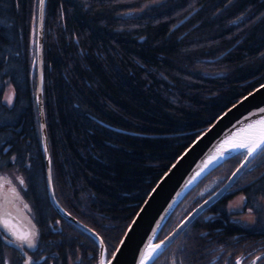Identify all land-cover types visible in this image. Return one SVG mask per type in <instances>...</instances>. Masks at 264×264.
Instances as JSON below:
<instances>
[{"label":"trees","instance_id":"obj_1","mask_svg":"<svg viewBox=\"0 0 264 264\" xmlns=\"http://www.w3.org/2000/svg\"><path fill=\"white\" fill-rule=\"evenodd\" d=\"M36 12L37 0H0V184H18L34 226L53 227L55 243L63 239L73 248L81 240L95 253L92 237L47 197L35 104ZM262 80L264 0H46L42 106L55 199L94 229L110 253L174 157ZM243 153L208 172L156 239L216 188ZM237 193L264 229V214L253 205L260 197L264 203V147L150 264H169L171 257L206 264L209 251L220 250L209 242L212 233L231 244L241 227L227 219L224 203ZM253 228H245L246 239L256 238Z\"/></svg>","mask_w":264,"mask_h":264},{"label":"water","instance_id":"obj_2","mask_svg":"<svg viewBox=\"0 0 264 264\" xmlns=\"http://www.w3.org/2000/svg\"><path fill=\"white\" fill-rule=\"evenodd\" d=\"M45 1L37 0L35 104L48 200L60 216L94 239L98 247L97 264H150L198 213L223 194L247 163L264 147V80L221 110L174 157L149 188L110 256L105 259L100 235L64 209L53 194L42 106ZM238 152H244L243 156L224 181L195 204L166 234L156 239L163 224L185 195L208 172ZM0 221L13 235L25 236L28 232L26 225L6 208L0 211Z\"/></svg>","mask_w":264,"mask_h":264},{"label":"flooded vegetation","instance_id":"obj_3","mask_svg":"<svg viewBox=\"0 0 264 264\" xmlns=\"http://www.w3.org/2000/svg\"><path fill=\"white\" fill-rule=\"evenodd\" d=\"M209 187L210 185L207 184L206 188L208 189ZM0 194H2L1 190ZM242 199L244 200L243 197ZM3 200L4 199L0 196V201L3 202ZM10 200H12V198ZM18 200L21 201L20 198H18ZM10 203L13 208L11 213L15 218L26 225L28 232L25 236L13 235L5 229L4 224L0 221V264H97V246L95 253H93L92 251L84 250L85 244L80 243L81 240H79L78 246H74L73 248L68 247L63 239L62 245L55 243L53 235L56 230H54L53 227L46 230L36 228L34 226V221L30 217L31 215L26 213L22 202L20 206L12 201H10ZM247 213V222L242 217H232V214H227V219L235 222L241 227L238 233L233 234V238H231L232 242H230L231 244L228 245L226 240L228 238L226 236L225 240L221 239L227 242L226 245H223L221 242H218L217 239L212 238L213 233L208 235L209 242L212 246L213 244H215V246H220V250H218V252L209 251L208 259L205 262L206 264H264V241L262 240L264 229L256 227L261 224L254 212L251 211ZM210 215L212 214L210 213ZM182 216H180V218ZM179 219L177 218V220ZM52 222L53 223L50 222L49 225L57 224V221ZM247 226L254 227L251 231L256 236L255 239H246L245 228ZM183 231L184 229L181 230L177 236ZM109 254L110 253L106 249L105 258H107ZM170 264L183 263L180 261V258L176 257L175 259V257H171Z\"/></svg>","mask_w":264,"mask_h":264},{"label":"rangeland","instance_id":"obj_4","mask_svg":"<svg viewBox=\"0 0 264 264\" xmlns=\"http://www.w3.org/2000/svg\"><path fill=\"white\" fill-rule=\"evenodd\" d=\"M137 9H134V11H136ZM221 170H218L217 172H215V174L217 175V173H219V172L223 173ZM0 188L2 189V192H3L2 198L5 199L6 202H7V198H14L16 193H17V197H19V198L21 197V190H20L18 184H16V183L4 182V184H3V182H2L0 184ZM261 199H262V197H260V199L258 198L256 202L254 200L253 205H255L256 208H259V210H261V211H259L260 213L264 214V203H263V200H261ZM5 200H3V203H5ZM13 202H16L17 204H19V206L21 204V201L18 200V198H16ZM224 205H225L226 211L233 215L232 217L238 216V218L242 217L246 222L248 221V219H247L248 213L247 212H251V211H249L247 208H245L244 201H243L240 193H237V194L233 195L231 198H229L228 200H226ZM8 207L10 208L11 205H9ZM249 216H251V215H249ZM174 223H175V220L172 222V225ZM110 254H109V256H110Z\"/></svg>","mask_w":264,"mask_h":264},{"label":"bare ground","instance_id":"obj_5","mask_svg":"<svg viewBox=\"0 0 264 264\" xmlns=\"http://www.w3.org/2000/svg\"><path fill=\"white\" fill-rule=\"evenodd\" d=\"M44 9H45V7H44Z\"/></svg>","mask_w":264,"mask_h":264}]
</instances>
